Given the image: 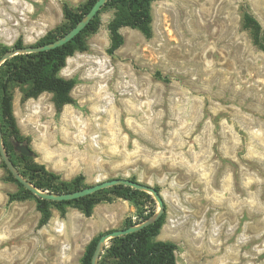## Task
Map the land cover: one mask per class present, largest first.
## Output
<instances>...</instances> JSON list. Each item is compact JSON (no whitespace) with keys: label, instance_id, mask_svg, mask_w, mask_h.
<instances>
[{"label":"rangeland","instance_id":"1","mask_svg":"<svg viewBox=\"0 0 264 264\" xmlns=\"http://www.w3.org/2000/svg\"><path fill=\"white\" fill-rule=\"evenodd\" d=\"M85 1L0 0V43L33 45L64 23V5ZM152 11L153 37L122 28L114 57V11L101 14L88 50L61 71L77 80L73 103L26 99L14 86L21 134L63 180L157 188L167 215L157 240L177 245V264H264V0H158ZM7 177L0 153V264H81L94 237L137 220L136 206L117 199L90 218L53 209L41 226L34 200L9 203L19 187Z\"/></svg>","mask_w":264,"mask_h":264},{"label":"trees","instance_id":"2","mask_svg":"<svg viewBox=\"0 0 264 264\" xmlns=\"http://www.w3.org/2000/svg\"><path fill=\"white\" fill-rule=\"evenodd\" d=\"M97 1L86 0L78 9L64 5V23L48 32L33 45H26L21 37L12 46L0 43V60L11 51L44 47L64 37L86 17ZM155 1L158 0H110L82 33L72 41L51 50L19 53L8 58L0 66V129L4 146L21 176L37 189L51 194H64L80 191L88 186L85 184L83 175L66 181L59 174L48 170L45 165L36 161L37 155L32 149L31 139L21 134L14 115L13 87H23L26 99H35L44 93H51L59 107L73 103L71 93L77 85V80L62 77L61 71L66 68L68 58L73 57L77 52L88 50L87 38L99 30L101 14L109 10L114 11V18L108 27L111 44L107 50V53L114 57L125 43L121 33L122 28L137 30L146 39L153 37L152 4ZM243 20L246 27L255 30V40L261 44L262 27L259 21L250 13H246ZM262 48L264 49L263 45ZM17 143L26 146L31 155H24L17 151ZM4 167L8 172L7 180L16 183L19 187L18 192L9 194V203L34 200L37 211L41 214V226L50 221L53 209L58 210L61 216H65L68 208H76L85 217L90 218L97 205L111 203L117 199L128 201L137 208V220L134 222L132 218H128L124 229L141 225L156 214L155 207H148L150 202L155 205L153 197L130 186L118 185L69 201H50L36 196L14 177L5 163ZM166 217L165 210L155 222L130 234L111 239L104 245L98 264H107L109 261L115 264H177V245L170 241L157 240L166 223ZM110 232L101 233L90 241L81 264H92L100 239Z\"/></svg>","mask_w":264,"mask_h":264},{"label":"water","instance_id":"3","mask_svg":"<svg viewBox=\"0 0 264 264\" xmlns=\"http://www.w3.org/2000/svg\"><path fill=\"white\" fill-rule=\"evenodd\" d=\"M108 1H110V0H98L95 3V5L92 7V9L89 11V13L86 15V17L76 27H74L70 32H68L64 37H62V38L58 39L57 41H55L49 45H46L44 47L27 48L25 50H20V51H11V52L7 53L6 55H4V57L0 60V66L8 58L13 57L19 53H22V52L31 53V52H35V51H39V50H51V49L61 47L65 44H67L68 42L72 41L75 37H77L79 34L82 33V31L99 14L101 9L107 4ZM16 150L19 151L20 153L24 154V155H31L30 150L26 146L20 145L19 143L16 144ZM0 153H1V157H2L5 165L8 167V169L11 171V173L14 175V177L21 184H23L28 190L32 191L36 196L41 197L43 199L50 200V201H69V200H73V199H78V198L85 197L87 195H91L93 193H96L100 190L110 188V187H114V186H118V185L130 186L134 189L146 192V193L154 196L155 200L158 203V207H159L155 216L152 219L146 221L145 223H143L141 225H137L134 227L121 229V230H115V231H112L110 233L105 234L99 241V244H98L97 249H96L95 254H94L92 264H98L104 245L108 244V242L111 239L118 237V236L130 234L132 232H135V231L143 228L144 226H147V225L155 222L158 219V217L162 213H164V211L166 210L165 202H164L161 194L159 193V191L156 188L151 187V186L146 185V184H143L141 182L133 181L132 179H128V178H117V179H111V180L103 181V182L97 183L95 185L89 186L83 190L76 191L73 193L51 194L48 192H43V191L37 189L36 187H34L32 184H30L26 179H24L21 176V174L19 173V171L17 170V168L14 166L13 162L11 161V159H10L6 149H5L1 129H0Z\"/></svg>","mask_w":264,"mask_h":264}]
</instances>
